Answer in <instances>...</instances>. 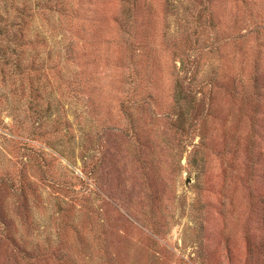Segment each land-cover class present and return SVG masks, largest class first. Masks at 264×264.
I'll list each match as a JSON object with an SVG mask.
<instances>
[{
  "label": "rangeland",
  "instance_id": "374dc122",
  "mask_svg": "<svg viewBox=\"0 0 264 264\" xmlns=\"http://www.w3.org/2000/svg\"><path fill=\"white\" fill-rule=\"evenodd\" d=\"M123 10L0 0V264H264V0Z\"/></svg>",
  "mask_w": 264,
  "mask_h": 264
},
{
  "label": "trees",
  "instance_id": "16d2710c",
  "mask_svg": "<svg viewBox=\"0 0 264 264\" xmlns=\"http://www.w3.org/2000/svg\"><path fill=\"white\" fill-rule=\"evenodd\" d=\"M119 1H120V7H122V9H124V10L127 9L129 11H132L135 7H137V2H138V0H119ZM124 10H123V12H124ZM135 16H136V14L134 15L133 19L135 21H137V18ZM62 20H63V18H61V21ZM114 20L116 21V18H114ZM59 54L61 55V59L65 61L66 55H65L64 50H63V52H61ZM0 58H2L1 54H0ZM61 63H64V62H61ZM194 67H195V65H194V63H192L189 67L186 68L188 78H193V75L195 73L194 69H193Z\"/></svg>",
  "mask_w": 264,
  "mask_h": 264
}]
</instances>
